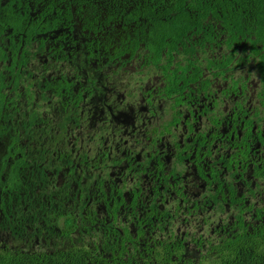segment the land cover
Masks as SVG:
<instances>
[{"label":"flooded vegetation","instance_id":"af4514ba","mask_svg":"<svg viewBox=\"0 0 264 264\" xmlns=\"http://www.w3.org/2000/svg\"><path fill=\"white\" fill-rule=\"evenodd\" d=\"M82 14L0 0V253L215 264L264 233L256 59L152 55Z\"/></svg>","mask_w":264,"mask_h":264},{"label":"trees","instance_id":"16d2710c","mask_svg":"<svg viewBox=\"0 0 264 264\" xmlns=\"http://www.w3.org/2000/svg\"><path fill=\"white\" fill-rule=\"evenodd\" d=\"M67 9L83 11L93 25L122 26L141 35L152 55L188 52L193 43L223 37L228 66L239 50H248L264 78V0H63ZM130 28V29H128ZM121 34V31H119ZM137 37L133 42H138ZM228 60V61H227ZM0 264H103L76 249L52 254L0 253ZM215 264H264V233L223 250Z\"/></svg>","mask_w":264,"mask_h":264},{"label":"rangeland","instance_id":"374dc122","mask_svg":"<svg viewBox=\"0 0 264 264\" xmlns=\"http://www.w3.org/2000/svg\"><path fill=\"white\" fill-rule=\"evenodd\" d=\"M223 49H221L220 48V46L219 47H214L212 50L211 49H209L208 51H207V53H206V57H209V56H215V55H217V56H220V53H227L228 51H227V48L225 47V46H223L222 47ZM241 50V49H240ZM240 53V55H239V57L240 58H250L251 56H250V54H249V51L248 50H243V51H240L239 52ZM241 68L240 69H238V73H243V72H245V70H246V68H248V64H247V62H245L244 63V65L243 66H240Z\"/></svg>","mask_w":264,"mask_h":264}]
</instances>
